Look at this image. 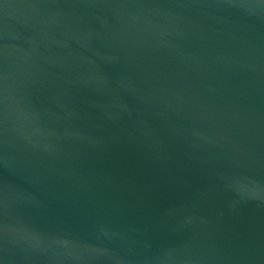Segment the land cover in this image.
Instances as JSON below:
<instances>
[{"label": "water", "instance_id": "1", "mask_svg": "<svg viewBox=\"0 0 264 264\" xmlns=\"http://www.w3.org/2000/svg\"><path fill=\"white\" fill-rule=\"evenodd\" d=\"M0 264H264V0H0Z\"/></svg>", "mask_w": 264, "mask_h": 264}]
</instances>
